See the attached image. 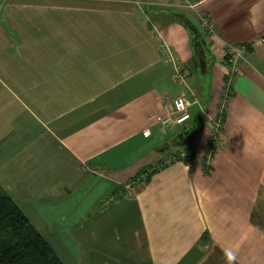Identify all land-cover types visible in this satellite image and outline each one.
I'll list each match as a JSON object with an SVG mask.
<instances>
[{
    "label": "crops",
    "instance_id": "obj_1",
    "mask_svg": "<svg viewBox=\"0 0 264 264\" xmlns=\"http://www.w3.org/2000/svg\"><path fill=\"white\" fill-rule=\"evenodd\" d=\"M263 34L264 0H0V188L64 264H264ZM190 89L191 120L158 123Z\"/></svg>",
    "mask_w": 264,
    "mask_h": 264
},
{
    "label": "built area",
    "instance_id": "obj_2",
    "mask_svg": "<svg viewBox=\"0 0 264 264\" xmlns=\"http://www.w3.org/2000/svg\"><path fill=\"white\" fill-rule=\"evenodd\" d=\"M194 7V4L190 5ZM200 25L203 30L208 35H215V26L212 21L205 16L203 13H199ZM258 43L264 46V34L259 38ZM161 54L166 62H171L176 67L175 81L179 85L189 87V75L186 71V68L183 66L181 59L174 52L173 48L166 44L161 43L159 46ZM227 56L229 61L228 76L225 79L224 89L221 92V97L219 100L218 112L215 117H211L210 129H211V146L210 150L206 154L205 164L209 166V160L211 159L212 152L215 149H219L222 146L223 142V132H224V116L228 110L229 104V90L234 82L237 74L239 73V68L237 66L240 60H245V49L241 46L235 44H227ZM201 98L196 93L190 89V94L181 93L175 98H168L163 103L164 114L158 119V123L162 126H167L169 124H179L183 125L191 120L192 118V109L194 106H198L201 103ZM145 135L150 134V129L145 130ZM189 157V153L186 151H179L176 154L169 156L164 160L163 165H168L173 162H176L180 159L186 160ZM149 170L142 174L138 180H135L136 183H141L140 180H143L147 177Z\"/></svg>",
    "mask_w": 264,
    "mask_h": 264
},
{
    "label": "trees",
    "instance_id": "obj_3",
    "mask_svg": "<svg viewBox=\"0 0 264 264\" xmlns=\"http://www.w3.org/2000/svg\"><path fill=\"white\" fill-rule=\"evenodd\" d=\"M157 169V168H156ZM152 169L151 172L156 170ZM145 169L134 178L138 180ZM151 173L140 180L145 183ZM0 264H64L30 223L18 204L0 188Z\"/></svg>",
    "mask_w": 264,
    "mask_h": 264
},
{
    "label": "clouds",
    "instance_id": "obj_4",
    "mask_svg": "<svg viewBox=\"0 0 264 264\" xmlns=\"http://www.w3.org/2000/svg\"><path fill=\"white\" fill-rule=\"evenodd\" d=\"M243 153H244L245 155H251V152H250V149H249V146H248V141H247V139H246V144H245V146H244V148H243Z\"/></svg>",
    "mask_w": 264,
    "mask_h": 264
},
{
    "label": "rangeland",
    "instance_id": "obj_5",
    "mask_svg": "<svg viewBox=\"0 0 264 264\" xmlns=\"http://www.w3.org/2000/svg\"><path fill=\"white\" fill-rule=\"evenodd\" d=\"M194 76H197V73L194 75ZM198 77H200V78H203V75H202V73H198ZM198 96H199V94L198 93H196ZM220 97H221V95H220ZM220 100V99H219ZM218 106H219V103H218Z\"/></svg>",
    "mask_w": 264,
    "mask_h": 264
},
{
    "label": "water",
    "instance_id": "obj_6",
    "mask_svg": "<svg viewBox=\"0 0 264 264\" xmlns=\"http://www.w3.org/2000/svg\"><path fill=\"white\" fill-rule=\"evenodd\" d=\"M201 64H202V68H204L205 67V62L202 61Z\"/></svg>",
    "mask_w": 264,
    "mask_h": 264
}]
</instances>
